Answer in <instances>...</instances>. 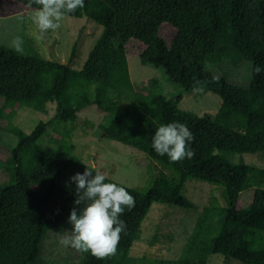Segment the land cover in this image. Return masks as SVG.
<instances>
[{
  "label": "trees",
  "instance_id": "obj_1",
  "mask_svg": "<svg viewBox=\"0 0 264 264\" xmlns=\"http://www.w3.org/2000/svg\"><path fill=\"white\" fill-rule=\"evenodd\" d=\"M11 1L29 10L39 7ZM66 15L103 28L74 80L70 65L76 46L66 64L0 46V124L7 122L0 130L17 138L10 156L0 158V171L8 176L0 183V264L36 263L45 236L63 228L75 207L70 178L86 168L97 171L75 155L73 143L78 113L89 106L107 115L98 127L100 137L148 156L156 175L145 191L123 186L135 206L120 217L126 230L116 254L100 260L84 253L75 264H123L153 205L193 209L180 194L187 177L226 185L228 206L204 210L198 235L215 221L222 223L210 242L192 243L188 254L195 258L180 264H207L211 255L264 264V169L234 165L222 156L264 151V71H252L249 86L240 88L207 70L245 62L264 69V0H85L83 9ZM164 25L173 29L169 48L159 36ZM129 42L142 45L143 65L162 69L182 91L169 99L157 79L149 87H135L126 60ZM197 82L202 91L221 98L214 120L178 107L185 95L197 91ZM51 106L52 120L39 122L29 134L13 124L20 109L48 115ZM174 121L186 124L194 136L191 159L170 162L152 148L157 127ZM53 123L63 126L61 140L46 147L42 137ZM246 190L253 191V200L238 209V197Z\"/></svg>",
  "mask_w": 264,
  "mask_h": 264
},
{
  "label": "rangeland",
  "instance_id": "obj_2",
  "mask_svg": "<svg viewBox=\"0 0 264 264\" xmlns=\"http://www.w3.org/2000/svg\"><path fill=\"white\" fill-rule=\"evenodd\" d=\"M33 11L15 1L0 0V46L14 50L13 43L20 37L23 40V54L64 64L68 63L76 46V58L70 65V79L74 80L101 37L102 26L85 18L74 19L66 15L60 22L59 29L49 30L43 34L42 39H38V30L31 21ZM159 36L169 48L174 36L173 29L164 25ZM125 51L129 77L135 87H149L154 79H157L164 95L169 99L182 91L180 86L167 78L162 69L142 64L140 56L143 47L140 43L129 42ZM207 70L240 88H247L252 79V65L248 62L239 67L227 63L207 66ZM183 98L178 104L182 111L211 120L219 115L222 101L213 93L192 91ZM54 115L52 106L48 115L24 108L17 111L13 124L29 134L39 122L51 121ZM106 116L96 106H89L78 113V122L73 128L75 155L88 166L94 164L93 168L102 171L114 182L127 188L145 191L151 177L156 175L154 162L134 148L101 138L98 127L103 124ZM6 124L7 122H2L0 126ZM62 128L63 126L56 123L51 124L42 137V144L46 147L58 145ZM16 144L17 138L14 135L0 130V158L10 156L11 149ZM222 156L234 165L245 164L264 169V151L242 155L226 152L222 153ZM7 180L8 176L0 171V183ZM180 194L193 209L188 211L177 207L153 205L142 223L139 239L134 242L123 264H180L189 258H195L194 254H188L192 243L210 242L213 239L216 235L215 229L222 221H215L209 229H204L199 235L198 223L205 209H223L228 206L226 185L187 177ZM252 200L253 191H243L238 197L237 208L247 207ZM65 231H71L68 219L63 228L52 230L45 236L39 260L34 264H75L80 261V252L60 244V234ZM207 264L242 263L233 258L211 255Z\"/></svg>",
  "mask_w": 264,
  "mask_h": 264
},
{
  "label": "clouds",
  "instance_id": "obj_3",
  "mask_svg": "<svg viewBox=\"0 0 264 264\" xmlns=\"http://www.w3.org/2000/svg\"><path fill=\"white\" fill-rule=\"evenodd\" d=\"M38 5L32 12L31 21L38 30V39L49 30L61 27L66 14L75 13L85 7V0H27V7ZM18 54L24 52L23 40L17 37L13 43ZM252 71L259 74L264 71L260 66H253ZM196 90H201L197 82ZM194 136L186 124L170 122L161 124L155 130L151 145L159 156H166L170 162L191 159L195 152L190 143ZM95 167V165H91ZM107 176L97 170L95 174L86 168L80 174L70 178L75 184V207L71 210L68 223L71 231L60 234V244L71 247L81 254L90 253L103 260L117 252L121 234L126 230L125 222L120 219L125 209L135 206V199L125 187L113 182H106ZM77 208L79 211H77Z\"/></svg>",
  "mask_w": 264,
  "mask_h": 264
},
{
  "label": "crops",
  "instance_id": "obj_4",
  "mask_svg": "<svg viewBox=\"0 0 264 264\" xmlns=\"http://www.w3.org/2000/svg\"><path fill=\"white\" fill-rule=\"evenodd\" d=\"M184 99V98H183ZM182 101V100H181Z\"/></svg>",
  "mask_w": 264,
  "mask_h": 264
}]
</instances>
